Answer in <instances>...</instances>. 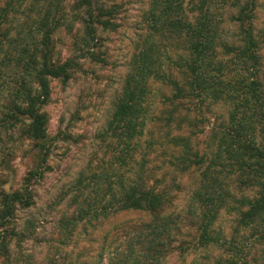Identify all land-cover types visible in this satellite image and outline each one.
I'll list each match as a JSON object with an SVG mask.
<instances>
[{
  "label": "trees",
  "instance_id": "trees-1",
  "mask_svg": "<svg viewBox=\"0 0 264 264\" xmlns=\"http://www.w3.org/2000/svg\"><path fill=\"white\" fill-rule=\"evenodd\" d=\"M259 5L149 0L146 28L100 133L105 157L95 166L91 160L61 193L74 209L58 220V244L44 264H165L175 252L195 253L191 264H264ZM121 10L107 0H0L1 165L11 173L19 155L29 162L21 186L0 194L5 264H12L11 244L28 238L10 223L19 208L35 204L32 187L51 169V83L67 85L82 59L109 62L101 33L117 30ZM61 31L73 38L66 57ZM185 175L192 182L178 210ZM129 211L144 216L126 222L120 237L111 228L90 261H80L87 249L74 256V237ZM226 215L228 229L221 224Z\"/></svg>",
  "mask_w": 264,
  "mask_h": 264
},
{
  "label": "rangeland",
  "instance_id": "rangeland-1",
  "mask_svg": "<svg viewBox=\"0 0 264 264\" xmlns=\"http://www.w3.org/2000/svg\"><path fill=\"white\" fill-rule=\"evenodd\" d=\"M107 2L122 5L118 15L120 26L115 31L101 33L102 51L106 53L109 62L103 64L82 59L83 67L74 73L67 85L59 80H53L51 83L52 96L45 108L50 115L48 132L52 137H56L49 158L51 169L32 187L35 204L27 209L19 208L14 221L10 223V229H16L21 233L24 231L28 237L20 244L17 240L11 244L12 264L45 263L49 248H52L53 252L54 246L58 244L59 235L56 227L58 220L64 213H70L74 209L69 207L67 200L61 199V193L71 187L77 174L86 168L91 160L95 166L105 157V143L102 142L100 133L106 127L112 103L128 69L135 41L146 28L143 23V13L148 7L149 0H107ZM257 13V26L264 33V0H260ZM58 41L59 48L66 57L70 54L69 48L73 38L65 31H61ZM3 95L5 94L0 95V108L3 101H6ZM1 134L4 135L5 140L8 139V133ZM3 147L4 143L0 142V194L4 189H18L29 167L27 159L19 155L12 162L13 171L8 172L1 165ZM181 181L182 189L177 191L175 201L178 210L186 207L187 194L192 182L188 175H185ZM143 216L142 213L135 211L122 212L96 228L89 227V234L83 233L74 237L72 242L74 256L87 249L88 252L80 258V261H90L89 256L97 254L100 244L111 228L114 229L112 233L116 235L115 237H120L126 222L129 224L141 220ZM29 221L33 224L28 223ZM221 224L224 229H228L232 224L230 216L226 215ZM64 257L66 254L63 255ZM195 257V253L181 256L175 252L166 259L165 264H191ZM4 262L5 257L0 253V264H5Z\"/></svg>",
  "mask_w": 264,
  "mask_h": 264
}]
</instances>
